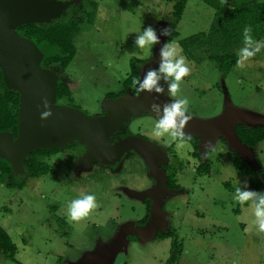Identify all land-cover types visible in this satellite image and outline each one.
I'll return each mask as SVG.
<instances>
[{
    "label": "rangeland",
    "instance_id": "374dc122",
    "mask_svg": "<svg viewBox=\"0 0 264 264\" xmlns=\"http://www.w3.org/2000/svg\"><path fill=\"white\" fill-rule=\"evenodd\" d=\"M90 1L95 3L93 19L81 23L75 36L77 52L59 75L70 83L72 104L93 116L103 113L108 94L122 89L131 58L147 60L154 54L157 46L141 50L134 40L149 25L158 35L169 28L172 2L75 0L69 7H84ZM213 14L214 9L201 0H187L176 27L179 36L171 41L161 37V42L206 31ZM188 61L190 75L184 77L177 96L167 94V99L187 97L193 119H219L230 109L248 115L244 125H264V49L223 76L209 60ZM59 103L67 104L65 99ZM156 120L139 114L122 127L164 147L169 170L176 172L179 186L162 199V225L155 232L148 236L127 232L121 250L109 251L128 226L139 225L146 217L148 198L140 194L153 186V179L145 160L134 151L113 165L82 168L78 159L83 158L85 145L75 141L43 159L49 165L47 174H13L20 175L21 186L0 182V226L16 246L14 258L0 253V264H99L98 259L105 258V264H168L175 241L178 254L173 264H264V233L253 223L251 202L241 204L234 198L238 187L247 185L250 190L248 177L233 164V155L238 154L264 170V141L239 151L220 133L213 144L199 150L210 166L208 174H199L191 143L154 136ZM87 193L95 194L97 207L80 220H71L68 204ZM167 230L173 236H158Z\"/></svg>",
    "mask_w": 264,
    "mask_h": 264
},
{
    "label": "water",
    "instance_id": "95a60500",
    "mask_svg": "<svg viewBox=\"0 0 264 264\" xmlns=\"http://www.w3.org/2000/svg\"><path fill=\"white\" fill-rule=\"evenodd\" d=\"M74 1L0 0V70L5 86L19 94L17 135L14 137L8 131H0V158L10 163L12 173L16 175L25 173L23 162L31 152L61 148L75 141L85 145L80 164L113 165L126 152H136L145 160L153 179V186L140 194L150 199L149 217L144 224L128 226L124 230L117 247L109 248V251L117 252L121 250L127 232L148 236L162 225V199L174 189L167 186L163 165L168 163L169 157L164 147L137 134L114 142L110 141L111 137L132 116L150 114L157 118L150 105L154 102L163 105L172 99H167V93L157 99L155 93L144 92L136 96L126 92L116 98H105L103 113L93 116L77 107L57 102L58 81L66 79L59 75L58 68L42 67L41 50L16 29L28 23H48L65 14ZM159 47L157 45L154 54L139 66L140 77L148 69L158 67ZM45 100L51 106L52 116L42 120ZM247 117L244 112L229 109L221 118L211 121L192 118L183 131L199 138L200 151L213 144L220 133L226 135L234 148L243 151L248 146L238 138L235 126L249 120ZM98 260L99 264L107 263V258Z\"/></svg>",
    "mask_w": 264,
    "mask_h": 264
},
{
    "label": "trees",
    "instance_id": "16d2710c",
    "mask_svg": "<svg viewBox=\"0 0 264 264\" xmlns=\"http://www.w3.org/2000/svg\"><path fill=\"white\" fill-rule=\"evenodd\" d=\"M64 1V0H63ZM172 2L170 12L168 41L179 36L176 29L181 18L187 0H169ZM214 9V14L209 28L206 31L196 32L177 40L183 49V54L196 63L203 60L213 62L222 76L227 74L236 64L238 59V49L243 47V29L245 26L252 27V37L254 40H264V0H201ZM95 3L90 1L84 7H69L66 14L53 19L48 23H28L17 27V32L32 40L43 53L41 66L45 68H58L61 72L73 60L77 48L75 36L81 29V23H89L93 19ZM144 59L131 58L130 71L122 81V89L117 93H110L107 98H116L130 92L135 95L136 85L133 84L135 78H141L139 66ZM66 100L67 105L74 106L72 92L68 81H58L57 102ZM18 102L19 94L15 90L8 89L2 79L0 70V131H8L14 137L18 128ZM236 134L240 141L248 146L255 147L259 142L264 141V125H244L238 123L235 126ZM130 134L125 128L117 130L111 137V142L118 137ZM190 137V139H189ZM193 147L192 156L196 157L199 164L196 171L199 174L209 173V160L200 156L198 149L199 138L195 135L185 134V139ZM61 148L41 149L31 152L24 160V172L30 177H39L47 174L49 165L44 158L62 150ZM234 166L248 177L250 190L264 192V170L255 169L244 161L238 154L233 155ZM166 171L167 186L177 189L175 170L170 171L169 165L163 166ZM20 175L14 176L11 165L8 161L0 158V182L7 186H21L22 181H18ZM248 203V202H246ZM147 214L140 224H144L149 217L150 199L146 201ZM159 237L173 236L171 230L158 233ZM178 243L172 245L171 255L167 261L173 264L177 260ZM16 246L8 232L0 226V253L8 258H14Z\"/></svg>",
    "mask_w": 264,
    "mask_h": 264
},
{
    "label": "clouds",
    "instance_id": "9594fccd",
    "mask_svg": "<svg viewBox=\"0 0 264 264\" xmlns=\"http://www.w3.org/2000/svg\"><path fill=\"white\" fill-rule=\"evenodd\" d=\"M251 33L252 27L250 25L245 26L243 29L244 46L237 53V64L241 67L264 49V40H254ZM169 35V28L161 29L158 35L157 30L151 25L144 27L143 31L136 35L134 45L138 49L153 50L155 46L160 45L158 67L148 69L141 78L133 80V84L136 85V96L148 92L155 93L157 99L165 93L176 97L184 77L190 75L192 71L189 66L190 62L183 54V49L178 42H161V37H168ZM44 108L45 111L41 112L42 120L52 116L51 106L47 100L44 101ZM150 110L157 115L153 128L154 136H169L173 141L177 138L181 141L185 139L183 129L192 119L190 102L187 97L177 98L163 105L154 102L150 105ZM234 198L241 204L251 202L249 206L252 208L255 218L253 223L259 232L264 233V192L249 190L245 185L243 188L238 187L236 189ZM96 207L95 194H82L81 197L73 199L68 204L67 214L71 220L77 221L87 216Z\"/></svg>",
    "mask_w": 264,
    "mask_h": 264
},
{
    "label": "flooded vegetation",
    "instance_id": "af4514ba",
    "mask_svg": "<svg viewBox=\"0 0 264 264\" xmlns=\"http://www.w3.org/2000/svg\"><path fill=\"white\" fill-rule=\"evenodd\" d=\"M130 132V131H129ZM130 134H132L131 132H130ZM130 134H128V135H130ZM137 135H140V134H137ZM127 136V135H126ZM125 137V136H124ZM120 138H123V137H118V139H120ZM118 139H114L112 142H114V141H116V140H118ZM81 159V158H80ZM80 159H78V161L80 160ZM93 164H98V163H96V162H91L90 164H81L80 166L83 168V167H88V166H92ZM165 165H169V163H166V164H164L163 166H165ZM139 225H142V224H140L139 223Z\"/></svg>",
    "mask_w": 264,
    "mask_h": 264
},
{
    "label": "crops",
    "instance_id": "0c3cea01",
    "mask_svg": "<svg viewBox=\"0 0 264 264\" xmlns=\"http://www.w3.org/2000/svg\"><path fill=\"white\" fill-rule=\"evenodd\" d=\"M69 83V82H68ZM69 85H70V83H69ZM141 136V135H140ZM170 162V159H169V161H168V163ZM81 164L79 163V161H78V166H80Z\"/></svg>",
    "mask_w": 264,
    "mask_h": 264
}]
</instances>
